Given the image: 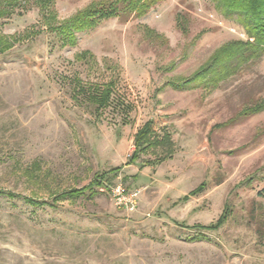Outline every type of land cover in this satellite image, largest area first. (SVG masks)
<instances>
[{
    "label": "rangeland",
    "instance_id": "1",
    "mask_svg": "<svg viewBox=\"0 0 264 264\" xmlns=\"http://www.w3.org/2000/svg\"><path fill=\"white\" fill-rule=\"evenodd\" d=\"M110 1L56 0L53 22L19 0L6 10L23 15L0 19V264H264V110L249 112L264 101V56L217 87L183 83L220 46L247 39L211 0H161L68 45L51 31ZM107 83L97 111L88 88ZM148 121L168 141L125 166ZM121 166L108 187L54 202ZM117 184L137 193L134 212L115 206ZM226 205L218 231L188 228Z\"/></svg>",
    "mask_w": 264,
    "mask_h": 264
},
{
    "label": "trees",
    "instance_id": "2",
    "mask_svg": "<svg viewBox=\"0 0 264 264\" xmlns=\"http://www.w3.org/2000/svg\"><path fill=\"white\" fill-rule=\"evenodd\" d=\"M22 10H25L28 4L32 1L35 6L38 7L40 16L46 21H55L56 15L52 11L56 0H30L26 2ZM29 1V0H28ZM161 0H114L110 2H102L100 4L93 5L92 8L79 13L68 21L62 22L60 26L51 31L55 32L59 30L61 36V44H72L75 39V32L81 30L92 29L97 27L101 22L114 18H119L120 15H126L134 17L143 16L154 4ZM215 9L224 17L233 18L241 24L246 36V41H231L220 46L209 59L196 70L190 78L183 81V83H191L194 81H201L206 87H217L219 83L228 79L237 68L245 63H248L252 59H258L264 56V0H211ZM27 3V4H26ZM0 19L4 17H11L13 15L22 16L24 11L15 12L13 10H6L10 7L19 6V0H0ZM181 30L185 31L182 27ZM148 33H151L147 29ZM203 35L200 32L195 38H199ZM252 40V41H250ZM84 54H82L83 56ZM88 97L91 103L95 106L97 111L105 109L110 101L113 93L111 83H107L100 86H90L88 88ZM264 110V101L260 102L249 112L257 113ZM169 137L164 135L160 140L152 131V122L148 121L142 125L140 129L134 135V151L126 162L125 166L134 164L141 154L145 153L150 148H157L168 141ZM169 156L159 158L156 162H146L147 166H152L155 163H162L167 160ZM122 169L121 167H115L108 172H103L101 175H96L88 185L80 189H74L65 191L56 196L54 202H58L63 198H78L87 191H93L95 188L108 187V182L112 177L116 175ZM111 175V176H110ZM205 184L201 183L197 188L192 190L189 194L180 198L179 202H186L190 197L196 196L203 192ZM259 197H264V186L258 191ZM8 197H15L13 194H8ZM29 204H36L32 200H26ZM230 210L227 205L224 207L223 212L218 219L208 225H193L191 228L199 232H216L222 228L228 221ZM187 228L184 224H176Z\"/></svg>",
    "mask_w": 264,
    "mask_h": 264
},
{
    "label": "built area",
    "instance_id": "3",
    "mask_svg": "<svg viewBox=\"0 0 264 264\" xmlns=\"http://www.w3.org/2000/svg\"><path fill=\"white\" fill-rule=\"evenodd\" d=\"M111 197L116 207L134 212L137 208V193L129 192L122 184L110 188Z\"/></svg>",
    "mask_w": 264,
    "mask_h": 264
}]
</instances>
